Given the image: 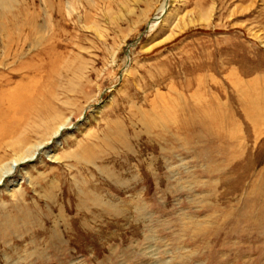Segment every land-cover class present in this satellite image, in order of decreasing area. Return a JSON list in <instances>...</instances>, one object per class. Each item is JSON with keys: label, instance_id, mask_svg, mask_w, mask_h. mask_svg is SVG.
I'll return each mask as SVG.
<instances>
[{"label": "rangeland", "instance_id": "obj_1", "mask_svg": "<svg viewBox=\"0 0 264 264\" xmlns=\"http://www.w3.org/2000/svg\"><path fill=\"white\" fill-rule=\"evenodd\" d=\"M36 88L0 264H264V0H0V100Z\"/></svg>", "mask_w": 264, "mask_h": 264}, {"label": "bare ground", "instance_id": "obj_2", "mask_svg": "<svg viewBox=\"0 0 264 264\" xmlns=\"http://www.w3.org/2000/svg\"><path fill=\"white\" fill-rule=\"evenodd\" d=\"M163 9H164V5H162L160 11L161 10L163 11ZM155 25L156 24H154L153 26ZM53 64L54 63H52V65ZM31 88L32 87H30V89ZM43 95H44L43 91H40L39 88H36L33 91V94H30L28 96L23 95L20 96V98L18 99L14 98V96L13 97L7 96L6 98L3 97L2 100H0V106L6 108V110L0 112V148L11 147L14 150L18 149L19 150L18 151L19 156L17 159L18 162L27 159V157L30 156L33 157L41 146L40 144L41 141L36 144H29L28 142H29L30 133H27L28 131L25 132L23 128L28 122V120L25 119L28 115L35 114L38 116H44L49 113H53V112H47V109L44 106H40V104L38 103L40 99L43 97ZM249 98L251 99L252 96H250ZM263 110H264V106H263ZM171 113L172 112H170V114ZM175 114L176 113H174V115ZM209 117L212 118L213 115H209ZM51 118L52 116L50 117V119ZM52 120L53 121H48L47 125L45 126V131H47V133L44 135L45 137L43 138V140L46 139L47 135H50L48 139L51 140V138H53L60 131L59 130L60 126H57L58 123L60 125L61 123L64 122L63 120L57 122V115H54ZM39 126L43 127V121L42 123H39ZM182 128L183 127L181 126L179 129ZM33 131H39V129L38 130L33 129ZM3 163L4 161L0 158V181H2L8 175L12 174V171L9 170V168L7 167L8 164L7 163L3 164ZM22 213L24 212L20 211L18 214H16V216L14 215L12 218L13 221L21 220L22 217L24 216L22 215Z\"/></svg>", "mask_w": 264, "mask_h": 264}]
</instances>
